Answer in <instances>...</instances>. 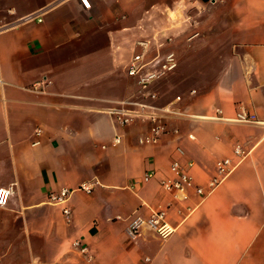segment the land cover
<instances>
[{"label": "crops", "instance_id": "1", "mask_svg": "<svg viewBox=\"0 0 264 264\" xmlns=\"http://www.w3.org/2000/svg\"><path fill=\"white\" fill-rule=\"evenodd\" d=\"M142 51L148 68L177 59L150 87L175 111L156 143L108 112L137 90L127 65ZM241 107L258 121L235 120ZM237 142L247 154L199 195ZM174 159L193 180L180 192L160 184ZM12 182L0 264H89L76 239L94 264H264V0H0V186ZM62 187L69 218L47 198ZM151 209L172 232L129 237Z\"/></svg>", "mask_w": 264, "mask_h": 264}, {"label": "built area", "instance_id": "2", "mask_svg": "<svg viewBox=\"0 0 264 264\" xmlns=\"http://www.w3.org/2000/svg\"><path fill=\"white\" fill-rule=\"evenodd\" d=\"M24 20H37L41 21V15L37 13L29 14L24 17ZM177 67V59L174 51H167L161 58L160 63L155 68H148L147 63L143 60V51L134 53L127 65V75L134 79L137 90L118 101L117 104L109 107L108 112L112 115L113 119L121 126H127L134 122H142L146 125V131L138 136L139 143H156L168 131V127L164 117L168 113L175 112L172 107L168 105H159L156 103L157 92L152 90L151 85L165 77L168 73L174 71ZM193 92V90H192ZM220 112V110H219ZM235 120L242 122H257L258 119L253 112H249L241 107L235 117ZM173 131H176L174 129ZM36 134L40 133V128L35 130ZM193 138L192 134H189ZM121 140L120 134H115L110 144L115 145ZM35 140L34 143H37ZM105 145H103L104 147ZM178 153H183L181 147L177 146ZM244 145L237 142L233 147V156H224L218 158L215 162V173L209 178L207 187L196 185L195 191L205 196L211 192L218 184H220L227 175L234 169L237 162L243 159L247 154ZM234 158L236 159L234 161ZM188 162L187 165H191ZM171 175L160 180V184L167 190L183 191L186 187L192 185L193 180L185 165H182L179 160L174 159L170 163ZM154 175V171H149L144 174V179H149ZM97 181H83L79 184L78 188L87 192L91 191L93 185ZM16 191V183L12 182L6 186H0V207L7 205L10 196ZM70 190L62 187L56 191L48 193V201L54 204L62 205V212L66 217H70L71 208L67 204ZM148 225L162 237L169 235L173 228L165 221V211L163 209H151L146 216L136 215L132 217L126 227V233L129 237L135 238L141 226ZM74 245L80 251L87 254L89 264H94L91 256L88 255L87 246L84 245L79 239L74 241Z\"/></svg>", "mask_w": 264, "mask_h": 264}]
</instances>
